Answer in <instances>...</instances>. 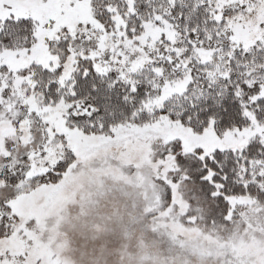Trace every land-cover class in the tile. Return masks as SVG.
I'll list each match as a JSON object with an SVG mask.
<instances>
[{"label": "snow or ice", "instance_id": "6c2138e0", "mask_svg": "<svg viewBox=\"0 0 264 264\" xmlns=\"http://www.w3.org/2000/svg\"><path fill=\"white\" fill-rule=\"evenodd\" d=\"M0 264H264V0H0Z\"/></svg>", "mask_w": 264, "mask_h": 264}]
</instances>
